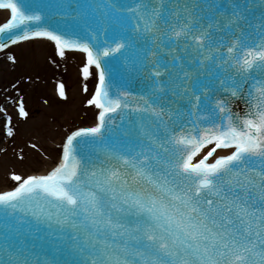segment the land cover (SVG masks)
<instances>
[{
    "label": "snow or ice",
    "instance_id": "1",
    "mask_svg": "<svg viewBox=\"0 0 264 264\" xmlns=\"http://www.w3.org/2000/svg\"><path fill=\"white\" fill-rule=\"evenodd\" d=\"M257 7L264 0H137L125 9L130 29L109 16L128 34L102 55L150 65L151 93L133 107L130 92L110 95L101 53L54 31L14 32L42 17L26 14L19 0H0L10 10L0 50L5 40L30 37L55 41L61 56L82 50L84 75L98 69L89 104L100 110L94 127L66 137L48 174H12L16 186L0 193V251L8 257L0 264H61L42 261L35 242H26L25 230L42 225L58 250L78 255L72 264H264V11L255 15ZM237 99L243 114L233 111ZM122 109L138 114L127 127L111 115ZM19 114L28 115L22 102ZM6 131L13 136L11 116Z\"/></svg>",
    "mask_w": 264,
    "mask_h": 264
},
{
    "label": "rangeland",
    "instance_id": "2",
    "mask_svg": "<svg viewBox=\"0 0 264 264\" xmlns=\"http://www.w3.org/2000/svg\"><path fill=\"white\" fill-rule=\"evenodd\" d=\"M4 13L0 10V26L8 21ZM39 42L0 52V192L16 186L13 173L27 177L55 167L66 137L95 124L98 109L89 104L97 83L95 69L86 77L84 55L61 56L53 43ZM21 102L27 117L19 114ZM7 116L12 118L11 137ZM34 143L36 148L31 147Z\"/></svg>",
    "mask_w": 264,
    "mask_h": 264
},
{
    "label": "water",
    "instance_id": "3",
    "mask_svg": "<svg viewBox=\"0 0 264 264\" xmlns=\"http://www.w3.org/2000/svg\"><path fill=\"white\" fill-rule=\"evenodd\" d=\"M80 0H74L71 8L73 11H66L61 9V7L55 3L49 2L47 0H33L35 2V6L40 10H52L56 12L58 15L65 16L66 18H70L72 16L75 17L77 20H73L69 26L67 24V29L70 31L69 33H74L76 37L79 38H89V41L92 43L93 47L100 51L103 48H110L115 45V41L122 38L123 35H127V32L122 33L118 27H113L111 23H109V16L113 19L116 16H120L122 21L125 25L130 29L134 24L135 21L131 18L132 13L130 11H125V9H130L135 7L137 0H86L88 7L85 11L77 9V3ZM109 3L115 4V10L111 7H108ZM226 3V0H225ZM255 3L259 6L260 0H255ZM264 11L257 7L255 9V15L259 16L260 12ZM39 14L42 19L45 18L44 13H36ZM80 20L82 25H76L77 22ZM33 23L35 26H39V21H31L29 24L21 26L18 31L14 29L13 31L19 33L21 30H25L29 32L30 26L33 27ZM45 23V20L41 22V24ZM63 31V30H62ZM86 32H90L89 35ZM69 34L68 32H65ZM6 43L11 44L7 40ZM122 52L124 50H121ZM104 60H113L115 62L114 70L116 72H123L130 76L131 80L136 85L135 88H132L134 91L135 97H145L148 98L149 94L151 93V78L149 77L150 65L148 67H142L141 63L135 60L131 55L121 56L120 53H114L104 58ZM123 83H125V77L120 78ZM248 85H245L247 88ZM145 94L146 96H140L139 94ZM134 98V97H132ZM132 106H135V103L139 101H130ZM244 104L243 101L240 99L235 100L233 104V111H238L243 114ZM128 111L122 110L121 112L124 113L126 116L124 117V127H126V122L128 119L135 120V117L138 115L137 113H132V116H128ZM121 122V120H120ZM38 175V174H37ZM43 175V174H42ZM0 229H2V225H0ZM2 231V230H1ZM46 226H41V230L39 232H29L28 230L25 231L24 236L26 238V242L28 244H32L35 242L36 247L33 249L35 254H37L40 259L48 260V261H60L61 264L64 262H69L72 264L74 260H77L79 257L74 252H68L63 249L58 250V241L54 235H46L47 234ZM45 238L52 239L54 238L56 245H53L56 252H51L47 249L46 246L41 245L42 240ZM2 247V245H0ZM14 251V250H13ZM48 255L50 258L46 259L45 256ZM7 253L0 251V259H7Z\"/></svg>",
    "mask_w": 264,
    "mask_h": 264
},
{
    "label": "bare ground",
    "instance_id": "4",
    "mask_svg": "<svg viewBox=\"0 0 264 264\" xmlns=\"http://www.w3.org/2000/svg\"><path fill=\"white\" fill-rule=\"evenodd\" d=\"M4 15H6V16H9V12H5L4 13ZM34 41H36V40H34ZM33 41V42H34ZM37 41H40L39 43H42V46H43V44L45 45V44H47V40H37ZM27 43H32V41H27V42H25V43H20V44H16V46L15 47H21V46H23V45H26ZM40 45V44H39ZM14 47V48H15ZM11 49H13V48H11ZM41 50H45V46H44V49L42 48ZM41 53V52H40ZM71 52H69V53H67L68 55L70 54ZM34 60V62H35V59H33ZM50 66V65H49ZM95 125V124H94ZM93 126V125H92ZM89 127H91V126H89ZM86 128V127H85ZM55 167H50L47 171H45V172H43V173H40V174H38V175H46V174H48L51 170H53ZM11 190V189H10ZM7 191H9V190H7Z\"/></svg>",
    "mask_w": 264,
    "mask_h": 264
}]
</instances>
